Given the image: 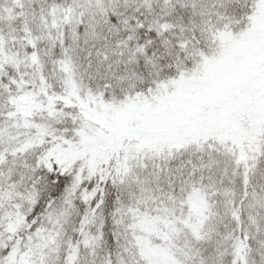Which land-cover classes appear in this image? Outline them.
<instances>
[{
  "label": "snow or ice",
  "instance_id": "snow-or-ice-1",
  "mask_svg": "<svg viewBox=\"0 0 264 264\" xmlns=\"http://www.w3.org/2000/svg\"><path fill=\"white\" fill-rule=\"evenodd\" d=\"M0 264H264V0H0Z\"/></svg>",
  "mask_w": 264,
  "mask_h": 264
}]
</instances>
